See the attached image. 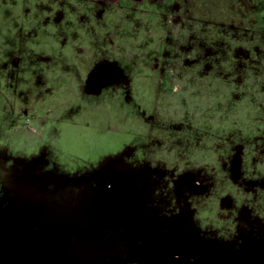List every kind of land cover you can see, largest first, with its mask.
<instances>
[{
	"label": "rangeland",
	"instance_id": "rangeland-1",
	"mask_svg": "<svg viewBox=\"0 0 264 264\" xmlns=\"http://www.w3.org/2000/svg\"><path fill=\"white\" fill-rule=\"evenodd\" d=\"M0 164L54 182L66 243L42 255L168 264L134 261L187 230L203 251V222L226 258L259 262L264 0H0ZM137 219L157 239L141 253Z\"/></svg>",
	"mask_w": 264,
	"mask_h": 264
},
{
	"label": "flooded vegetation",
	"instance_id": "flooded-vegetation-1",
	"mask_svg": "<svg viewBox=\"0 0 264 264\" xmlns=\"http://www.w3.org/2000/svg\"><path fill=\"white\" fill-rule=\"evenodd\" d=\"M124 192H125V190L122 191L121 195H123ZM115 196H119V195H115ZM115 196L114 197L107 196V197L111 198L115 203H118V205L120 206L121 203L118 202L117 199H115ZM11 200H13V197H11V196H8V195L0 196V204H1L0 205V231H5L7 234L5 236V238L0 239V249H3V250L6 249V251L8 248L10 249V247L13 244L14 221L16 219H18L17 214L14 211V208H17V207L13 205ZM230 202H231V200H229V203ZM185 205L187 207L190 206L188 202ZM137 208H138V206L136 207V205H135L136 212H137ZM25 212L26 213H23V214H24L26 221H24V224H25L24 227L22 226V232H23L22 239L25 237L27 243L29 242L31 244H34V240L36 237L33 235L34 234L40 235V233L42 234L43 229H41V228H43L42 226H43L44 220L42 217L39 216V214H38V217H36L35 214L32 213V211L26 210ZM177 221H178V219H177ZM143 222L144 221H140V219H137V222L134 223V227L136 228L135 231H136L137 235H135V237H134L135 241H134V246L132 245V248L135 252H140V253L143 252L142 249L140 248L143 245V242L152 241V240L155 242L157 241V239L155 237H153L152 234H150L153 227L149 228L146 226V224H145V226H143L142 225ZM106 225L109 228L110 223L107 222ZM191 227L195 228L197 230V233L201 237L202 243H201V241H199V242L201 243V247L203 248V251L201 249L199 250L198 248H196L197 240L192 241L193 238L191 235H193V233L187 230V232H184L180 235H177V237L167 239V241H163V240H160V242L157 241L150 249H148V251H145L148 253L147 254L148 256L146 258L139 259V260L134 261V262H163V260L159 259L158 257H161L164 254H167L168 261H166V262H168V264H170V262H179L176 264H189V262H191L192 264H203V262H214V264H225V262H227L228 264H233V263L234 264H244L242 262H239L240 260L238 258L235 259V255H232L233 258H226L227 254L223 252V250L221 248L222 245L220 246L219 242L216 241L215 237H217V233L213 237L208 238L207 232L210 228H207L206 226H204L203 222H202L201 226L192 225ZM105 228L106 227H104V225H103L101 231L105 232ZM142 228H143V231H142ZM158 229H159V227H158ZM166 230L168 231L170 229H166ZM159 231H162V229H160ZM45 234L46 233H43L42 235L44 237H46ZM218 235L219 236L223 235L224 239H226V240L230 239V233L226 234L224 232V233L218 234ZM154 236H156V235H154ZM44 237H43V240L45 241ZM44 241H40V243H41V245L45 246ZM224 243H225V241H224ZM53 244H56V245L60 244L61 245V243H56V242H54ZM89 244H90V242L86 246V249H88ZM261 253L263 254L261 256L262 260H260L259 262L258 261L247 262V264H264V251ZM109 256L107 258L106 257L105 258L108 259ZM253 257H256L257 259L260 258L259 255H255ZM10 258L11 257H9L7 260L10 261ZM232 259H234V260H232ZM2 260H3V256H2V253H0V264L1 263L4 264V262H2ZM53 260H54V262L55 261L56 262H69V261H66V259L63 260L62 258H60L59 260H57V259H53ZM107 261H110V259H108ZM86 262H89V261L86 260ZM97 262H102V260H98ZM104 262H106V260H104ZM5 263H8V262H5ZM135 264H145V263H135Z\"/></svg>",
	"mask_w": 264,
	"mask_h": 264
},
{
	"label": "water",
	"instance_id": "water-1",
	"mask_svg": "<svg viewBox=\"0 0 264 264\" xmlns=\"http://www.w3.org/2000/svg\"><path fill=\"white\" fill-rule=\"evenodd\" d=\"M23 179H25V180L27 179V181H30V182H36V183L38 182L41 184L37 187L38 188L37 192H35L33 190H31V191L29 190V192L26 193L25 191H22V190H15V188H12L11 186H9L8 190H6L8 192V195L10 194V196L13 197V200H11L13 205L17 207V208H14V211L16 212L18 219H16L14 221V230H13L14 240H13V243L19 242L22 239V236H23L22 226L24 227V225H25L24 221H26L23 213H26L25 212L26 210L32 211V213H34L36 217H38V214H39V216L43 218V220H44L43 225L44 226H42L43 228H41V229H43L42 234L46 233L45 234L46 237H44L41 233H40V235L34 234L33 236L36 237L35 238L36 241L34 240V244H31L28 242V250H27L26 256H21L20 254L18 256L14 255L16 252L15 250H14L15 252L12 254L13 245L10 247V249L8 248L7 251H6V249L5 250L0 249V253H2V256H3L2 262H4V264H73L72 259H70V257H69V248L67 251V249L65 247L64 248L63 247H55V246L52 248L44 247L46 252L50 251V249H53L54 254L52 255V257H48L46 255L41 254L43 247H42L40 241H44L43 237L45 238L44 243L46 241H48L47 239H49V240L51 239L52 242L61 243V245H62V242L66 243L62 239V237L64 236V233H65L64 232L65 229H63L62 226H60V225H59V227H56L55 230H53L55 232H52L51 230L46 229V226H45L46 222L44 219L45 215L42 214L43 210L41 208V207H43V204L38 202L35 206L31 207L27 201L19 199L20 196L22 197V196L29 195V196L34 197V196H37L38 193H40V192L45 193V190L43 188L51 186L52 184H54V182H52V184H50V183L47 184V182L43 183L42 182L43 178H40V177H37V179H36V177H33V180H32L30 171L23 173ZM110 183L112 184V192H110L111 194H109V190H108L107 196H109V197H114L115 195H121L122 189L125 190V186H126L125 180L122 177H120L119 175H114V178H112L110 180ZM43 209H45V208H43ZM40 212H41V214H40ZM6 235L7 234L5 231H0V239L5 238ZM47 236H49V237H47ZM73 236H76L75 231H73ZM67 245L69 247V244H67ZM9 257H11L10 261L7 260ZM60 258H62L63 260L66 259V261H69V262H56V261L54 262V260H53V259L59 260ZM5 262H8V263H5Z\"/></svg>",
	"mask_w": 264,
	"mask_h": 264
},
{
	"label": "trees",
	"instance_id": "trees-1",
	"mask_svg": "<svg viewBox=\"0 0 264 264\" xmlns=\"http://www.w3.org/2000/svg\"><path fill=\"white\" fill-rule=\"evenodd\" d=\"M126 182L128 183L129 178H123ZM41 183H36V182H30L27 181V179H23V170L15 169V170H9L5 164H0V196H5L8 195V190L9 186L12 188H15V190H22L25 191L26 193L29 192V190H33L37 192L38 186ZM49 184V182L47 183ZM51 184V183H50ZM54 185V184H53ZM7 193V194H6ZM53 193H38L37 196H18L19 199L25 200L28 202V204L33 207L35 206L38 202L43 204V208H46V213L44 219L45 221H48L50 223H54L53 225L55 227H59L60 223L62 222V218L60 214H57V211L54 208V205L52 202L54 201L55 196L50 195ZM10 196V194L8 195ZM52 219V221L50 220ZM65 219V218H64ZM70 219V218H68Z\"/></svg>",
	"mask_w": 264,
	"mask_h": 264
}]
</instances>
